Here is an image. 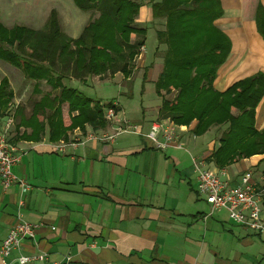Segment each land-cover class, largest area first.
Here are the masks:
<instances>
[{"label": "crops", "instance_id": "crops-1", "mask_svg": "<svg viewBox=\"0 0 264 264\" xmlns=\"http://www.w3.org/2000/svg\"><path fill=\"white\" fill-rule=\"evenodd\" d=\"M66 2L70 10L67 25L78 27L73 34L70 30L69 37L78 39L86 27H80V14L84 12L74 0ZM221 2L224 16L217 26L230 37L232 51L219 71L215 88L225 92L242 80L264 74V39L256 22L258 7L264 6V0ZM138 22L144 28L154 25L149 1L141 8ZM162 47L159 44L156 53ZM142 53L140 69L151 62L147 46ZM155 64L149 69L147 84H155L164 71L160 66L156 72ZM21 74L25 79L22 82L10 79L13 102L19 106L24 101L10 139L21 157L14 174L30 188L18 184L5 190L0 182V251L20 216L43 226L24 243L22 251L12 253L8 264H22V255L45 256L28 264H264L263 237L235 226L226 211L206 219L210 206L198 194L192 157L205 159L217 149L213 130L197 137L187 129L182 135L185 150L153 147L144 135L154 122L164 120L160 116L162 100L157 94L159 104L142 105L140 115H129L127 119L139 127L140 134L128 133L113 143L86 142L91 133L111 134L123 124L110 122L105 130L96 131L87 125L84 130L71 132L67 140L52 142L48 118L54 114L51 101L59 90L46 81L30 83ZM117 77L127 85L121 72L105 80ZM91 80L105 81L94 77L82 82L69 76L63 84L69 86V81H74L87 86ZM45 98L50 99V106L35 115ZM133 98L124 97L126 103H114L117 114L126 112ZM63 113L69 114L68 105L63 106ZM256 127L264 130V98L257 109ZM76 140L78 146L68 148L64 155L52 149L54 144ZM263 168L262 155L227 167L235 180L252 173L259 188L264 189L255 175Z\"/></svg>", "mask_w": 264, "mask_h": 264}, {"label": "trees", "instance_id": "trees-1", "mask_svg": "<svg viewBox=\"0 0 264 264\" xmlns=\"http://www.w3.org/2000/svg\"><path fill=\"white\" fill-rule=\"evenodd\" d=\"M146 1L152 8L154 25L164 22V29L157 31L159 44L166 48L164 71L155 82L162 100L160 116L181 127H191L197 137L226 125L220 146L207 161L218 168L264 156V130L256 127L257 109L264 98V74L242 80L225 92L215 88L219 71L232 51L230 37L217 26L224 16L221 0H74L82 12L99 14L78 39L61 33L56 11L44 36L25 27L10 31L0 21V61L21 70L29 80L46 81L59 90L51 101L54 114L48 118L51 141L67 140L71 132L84 130L87 125L96 131L108 128L107 107L63 82L69 76L86 82L93 76L110 74L112 78L118 72L131 82L135 76L131 65L147 41L148 30L138 22ZM256 22L264 39L263 5L258 7ZM29 52L32 54L24 56ZM41 54L47 58L33 57ZM148 73L149 69L143 77L144 85ZM9 87L10 82L4 79L0 117H8L14 99ZM49 101L45 98L35 115L50 106ZM64 105L69 107V119L63 116ZM112 106L110 103L108 108Z\"/></svg>", "mask_w": 264, "mask_h": 264}, {"label": "built area", "instance_id": "built-area-1", "mask_svg": "<svg viewBox=\"0 0 264 264\" xmlns=\"http://www.w3.org/2000/svg\"><path fill=\"white\" fill-rule=\"evenodd\" d=\"M116 106L117 104H113L112 107L106 109V117L109 122H114L117 116ZM15 123V114L4 119L0 118V182L5 190L18 184L25 189L30 188L24 179L18 178L14 174V168L21 161V157L17 154V148L10 139ZM187 129L168 119L154 122L149 132L144 136L157 149L165 150L168 147H174L178 150H185L182 135L188 131ZM139 132L140 129L137 125L125 121L111 134L100 136L91 133L86 142L99 140L104 143H113L122 135ZM86 142H82V144L85 145ZM76 146H78V140L69 144H54L52 149L54 152L64 155L68 148ZM192 160L197 173L198 194L205 197L210 206L206 219L213 217L218 212L226 211L234 223L264 238V189L259 188L253 174L247 173L235 180L227 168L213 169L204 159L192 157ZM42 226V224L26 221L20 216L1 248V264H8L12 253L16 250L22 251L24 243L34 238ZM52 229L56 230L54 227ZM44 258L45 256L33 258L22 255L20 262L28 264L36 259L43 260Z\"/></svg>", "mask_w": 264, "mask_h": 264}, {"label": "rangeland", "instance_id": "rangeland-1", "mask_svg": "<svg viewBox=\"0 0 264 264\" xmlns=\"http://www.w3.org/2000/svg\"><path fill=\"white\" fill-rule=\"evenodd\" d=\"M68 3L70 4V1ZM69 4H67L66 0H0V20L5 24V25L3 24L5 28H7L10 31L16 27H25L34 32H41V34L44 36L46 34L43 32L45 31L47 32L46 25L50 20L52 12L56 11L59 16L61 33L69 37L70 30H72L71 33L73 34V32H75L78 28L77 26L67 25L70 19L69 18L70 10H68L67 7ZM80 17H81L80 18L81 19L80 27H81V25L87 26L91 21L97 19L99 17V14L93 12H87L84 14H80ZM163 26H164V22L162 23L157 22V25H152V27L145 26L147 27L146 29L148 30V38H147L146 46H147V50L151 52L148 53V55H151V62L150 65H147L146 68L144 69L138 68L139 59L141 55L144 54L142 52L144 51L145 47H143L141 53L135 58V60L131 65L133 71L135 72V76L131 82L127 81V85H125L126 82H123L121 78L118 77L114 80H105V79H109L110 74H108L102 76V78L100 77V79L102 80L104 79L105 81L98 82V80H91L89 82V85L87 86L82 83L69 81L70 82L69 87L78 89L85 96L95 101L97 100L101 101L103 105H108L110 103L114 104L119 100H122L123 103H126L127 100L124 99V97L134 96L126 112L122 111L117 114L116 118L114 119V122L116 123H124L125 121H127V119H130L129 115H133V116L140 115L142 113V105L149 106L152 105L151 104L152 102L154 104L155 102L159 104L160 101L157 96L155 84L153 83L147 84L148 83L147 82L144 85L143 77L144 74L146 73V70L150 69L151 66L154 65V63H156L154 66V70L156 72L160 70V66H164V56H165L166 48L163 46L161 50H158L159 53H156L157 48L159 47L157 31L159 29H164ZM132 41L135 42L136 38H134ZM32 44H34V42H32ZM25 54L24 56L27 55L29 56L32 53L29 52ZM33 57L38 58V60H45L47 58L44 57V55L42 54L39 56L33 55ZM15 69L17 68L3 61H0V87L2 85V81L6 79L8 80V82H10V87L8 88V90L9 91L11 90L13 92L10 79H12L13 82H18V81L22 82L25 80L23 78V75L21 74L22 71L17 69L16 73H14ZM94 77H99V76H93L92 78ZM27 81L33 84L37 83V85L41 83L38 81L32 82L29 79H27ZM125 93H127L128 96L127 94L126 96H124ZM23 102L20 103L18 102L19 103L18 106L17 102L12 101V103L8 107L9 110L7 111L6 114L8 116L15 114V117L17 119V113H18L17 111L19 107H21ZM115 109L117 108L115 107ZM63 116L65 119L70 118L68 113H66ZM187 128L192 131L191 127H187ZM227 128L228 127H226L225 125L222 127H214L211 129L213 130L212 135H213V139L216 141L217 148L220 146L219 140L223 135V133L227 131ZM207 157L209 158L210 156H206L204 160L208 161ZM255 175L257 180H259L264 187V168L262 170L260 169L258 171H255ZM218 214L219 213H216V215ZM235 226L242 228L236 223Z\"/></svg>", "mask_w": 264, "mask_h": 264}]
</instances>
